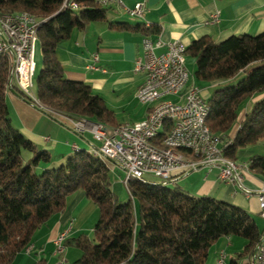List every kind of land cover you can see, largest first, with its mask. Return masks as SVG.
<instances>
[{"label": "trees", "instance_id": "trees-1", "mask_svg": "<svg viewBox=\"0 0 264 264\" xmlns=\"http://www.w3.org/2000/svg\"><path fill=\"white\" fill-rule=\"evenodd\" d=\"M69 1L78 7L64 6L65 0H0V13L27 11L41 23L42 67L35 92L40 103L51 112L115 127L114 110L89 84L67 78L57 55L59 45L75 29L106 21L108 7L97 0ZM118 28L136 29L145 35L160 33L154 26L118 23ZM186 54L196 59L194 75L202 81L228 82L240 72L246 73L236 84L217 88L207 99V122L213 133L232 141L225 154L238 159L240 150L259 142L264 146V31L222 41L203 36L187 47ZM12 64L9 51L0 53V264H11L29 247L36 231L53 214L63 212L68 196L78 190L99 209L93 237L81 234L65 241L66 247L82 251L79 264H205L210 248L223 236L247 239L238 257L256 250L264 232L252 214L235 203L150 179H131V198L120 202L112 190L108 162L87 151H78L61 166L50 168L51 154L38 149L12 124L8 88L35 104L12 78ZM256 93L261 97L243 113V103ZM27 151L34 154L29 160L24 157ZM248 161L250 169L264 177V154L255 151ZM237 260L233 258L231 264H238Z\"/></svg>", "mask_w": 264, "mask_h": 264}, {"label": "crops", "instance_id": "crops-1", "mask_svg": "<svg viewBox=\"0 0 264 264\" xmlns=\"http://www.w3.org/2000/svg\"><path fill=\"white\" fill-rule=\"evenodd\" d=\"M122 2L129 8H133L137 3H143V14L131 15L124 6L113 2L107 6L106 21L92 22L84 30L75 29L71 37L59 45L57 51L67 78L85 82L100 94L106 104L114 110L118 125L144 120L150 110V105L140 102L137 97L139 88L146 81V72L135 71L136 60L143 54L142 41L145 34L132 28H118V23H128L132 27H159L158 35L149 36L153 39L159 37L164 43L181 40L187 47L203 36H211L215 41H222L233 35H255L264 31V0H122ZM216 11H220L221 21L210 24L208 22L210 16ZM39 46L41 49L40 43ZM162 50L163 48L158 49L160 52ZM40 56L42 57V51ZM92 65L97 68H90ZM191 80L190 84H194ZM219 83L223 81L211 84ZM197 87L201 93L205 92V88ZM259 97L261 95L254 97L252 101ZM177 98L180 100V97ZM6 100L14 127L38 149L47 150L52 160H55L52 161L53 164L63 163L64 159L78 151L96 155V151L102 145V141L91 132L82 134L77 132L69 116L41 109L11 87L6 92ZM247 108L242 112L250 109ZM255 151L257 149L254 147L241 150L240 161H248ZM24 154L27 160L34 155L28 151ZM166 183H175L193 194L214 196L240 205L250 213L260 214L258 190L264 185V177L251 169L245 172L244 180V185L253 191L251 195H246L238 185L221 179L218 169L209 171L206 167L187 173L176 172L173 179ZM98 217V206L83 190L70 194L65 210L53 214L34 234L29 245L30 251H27V248L21 251L11 264H34L42 259L45 264H57L60 260V255L56 252L57 237L63 232H67L68 238L81 234L92 236ZM259 228L264 232V226ZM240 238L238 236L219 238L210 248L209 264L217 263L221 250L226 251L224 264H231L233 258H238V264H252L251 259L255 251L238 257L248 242L247 239ZM81 255L80 249L66 247L62 256L65 259L64 264H79Z\"/></svg>", "mask_w": 264, "mask_h": 264}, {"label": "built area", "instance_id": "built-area-1", "mask_svg": "<svg viewBox=\"0 0 264 264\" xmlns=\"http://www.w3.org/2000/svg\"><path fill=\"white\" fill-rule=\"evenodd\" d=\"M101 5L108 6L118 2L126 8L131 15H142L144 4L137 3L133 8L126 7L122 0H97ZM66 5L77 8L78 4L67 0ZM65 5V6H66ZM38 21L30 12L21 11L18 15L0 16V50H8L14 54L16 83L19 88L39 106L38 99L33 97L34 71L36 69L35 39L32 27ZM221 21L220 11L211 14L209 23L216 24ZM143 54L135 63V71H145L146 81L139 88L137 97L140 102L158 108V120L155 124L145 126L126 127L117 126L114 132H106L102 126L94 123L79 122L71 118L75 130L79 133L91 132L94 137L102 141L100 151H107L110 159L125 170L123 179L129 189L127 176L158 177L168 182L173 179L176 172L187 173L206 167L209 171L218 169L220 178L238 185L246 195L253 191L244 185L246 162L232 158V162H224L225 144L227 140H209V130H203L199 125H189V118L198 115L201 108V99L204 97L200 89L190 84L191 72L185 63L187 46L181 40L164 43L159 37L153 39L149 35L143 37ZM157 52L158 49H162ZM90 68H97L94 65ZM184 87H192L191 96L183 95ZM161 95H174L180 97L175 103L160 104ZM40 107V106H39ZM41 108V107H40ZM42 109V108H41ZM167 112H179L182 116L181 125H172L165 141H174L182 151V157H175L165 151H155L152 143V132L157 129L159 122ZM197 138L205 139L204 147H197ZM165 141L164 142L165 144ZM260 215L264 218V185L258 190ZM68 238L67 232L61 233L55 243L56 252L60 255L57 264H64L62 257ZM30 251V250H29ZM226 251L221 250L216 264H224ZM252 264H264V235L258 250L253 254Z\"/></svg>", "mask_w": 264, "mask_h": 264}, {"label": "bare ground", "instance_id": "bare-ground-1", "mask_svg": "<svg viewBox=\"0 0 264 264\" xmlns=\"http://www.w3.org/2000/svg\"><path fill=\"white\" fill-rule=\"evenodd\" d=\"M67 0H65V4L66 5ZM75 4H77L75 2ZM18 13L20 12H16V13H0V16H5V15H18ZM40 21H36L32 27V34H33V38L35 39V43H38V28L40 26ZM3 51H8V50H0V53H2ZM13 57V64L11 67V75L12 78L16 81V73H15V63H14V54H11ZM186 56H185V63H186ZM34 75H35V71H34ZM195 87H197L196 85H194ZM34 85L32 87V94L33 97L36 98L35 92L33 90ZM197 89H199L197 87ZM192 94V87H184L183 88V95L184 96H191ZM170 96H174V95H161L160 97V104H169V103H175L174 100L169 99ZM37 99V98H36ZM39 106L47 111L51 110L45 106L44 104L39 102ZM210 111V107L208 105V101L206 99V97H203L201 99V108L199 111L198 115H192L191 118H189V125H199V127H203V130H209V140H219L220 138L218 136H216L211 127L209 126L208 122H207V118H208V114ZM79 122H88V118H80L78 119ZM158 120V108H151L149 110V115L147 117V123L148 124H155ZM94 123V125L96 126H102L104 127V129H106V132H110V130H108L103 124L97 123V122H92ZM182 124V116L179 114V112H167V114H165L162 117L161 122H159L157 129L154 130L152 132V143L154 144V149L155 151H165V148H167V152L171 153V155L175 156V157H182V151L180 150L181 148L179 146L175 145L174 141H165V139L167 138V135L169 133V131L171 130V126L172 125H181ZM118 126H123V125H118ZM124 126L126 127H139V126H145V119L132 123V124H124ZM117 129V126L112 128V132H114V130ZM165 141V144L164 142ZM232 143V141H228V143L225 144V147L227 145H230ZM205 146V139L204 138H197V147H204ZM96 155L102 157V158H108L110 159V154L107 151H100L97 150L96 151ZM223 161L224 162H232V158L227 156L226 154H223ZM250 169V162L247 161L246 162V171H248ZM131 179H146V178H141L139 176H127V183L130 182ZM163 181V180H162ZM263 237V236H262ZM261 242L258 244L255 252L258 250V247L260 246ZM30 250V247H27V251Z\"/></svg>", "mask_w": 264, "mask_h": 264}, {"label": "rangeland", "instance_id": "rangeland-1", "mask_svg": "<svg viewBox=\"0 0 264 264\" xmlns=\"http://www.w3.org/2000/svg\"><path fill=\"white\" fill-rule=\"evenodd\" d=\"M157 52L159 53L160 51L157 50ZM40 54H41V49H40L39 43H37L36 52H35L36 69H35V75H34V88H33L34 92H36V90H37V80H36L37 75H38V72L40 71V69L42 67V57L40 56ZM186 60H187V62H186L187 68L192 74V78H191L192 80L191 81L194 84H196L197 86H199L200 88H205V92L202 94L206 95L205 96L206 99L210 98L211 95L214 93V91L217 88L236 84L239 80H241L246 75L245 72H240L234 79L229 80L228 82H223V83L213 85V84H211V82L202 81V80H199L195 77L194 74H195V69H196V59L191 54L186 55ZM259 65H261V64H254L253 67H257ZM260 94L261 93H256L254 96L249 98L245 103H243L242 110H244L248 106L249 107L247 109L251 108V106L253 105V103L255 101V100L252 101V99L255 96H259ZM169 99L174 100V101H178V98L176 96H170ZM119 120H121V119H119ZM253 147L255 149H257L256 152L264 154V146H263L262 142H259L258 144H256V146H253ZM250 148H252V147H250ZM246 149H242V150H246ZM24 157H25V155H24ZM67 158L64 159V161H63L64 163L66 162ZM104 159L109 163L110 179L112 182V190H113L114 194L118 197L120 202H127L131 198V194L129 192L127 185L123 181V179L126 176L125 170L122 167H120L119 165H117L113 160L108 159V158H104ZM241 159H242V154L238 155V160H241ZM52 161L54 162L55 160H52ZM62 164L63 163H55V164L51 163L49 167L50 168H56V167L61 166ZM40 172H43V170H41ZM147 179H150L153 181H160L161 180L160 178L154 177V176H149V177H147ZM169 185L174 186L176 184L175 183H169ZM251 214L255 218L257 224L260 227L264 226V218L260 214L255 213V212H252ZM93 234H94V232H93ZM93 234H92V237H93ZM238 237L240 238V236H238ZM240 239H244V238H240ZM70 247L74 248V246H70ZM209 261L210 260H208L205 264H209L210 263Z\"/></svg>", "mask_w": 264, "mask_h": 264}, {"label": "water", "instance_id": "water-1", "mask_svg": "<svg viewBox=\"0 0 264 264\" xmlns=\"http://www.w3.org/2000/svg\"><path fill=\"white\" fill-rule=\"evenodd\" d=\"M109 130H110V133H112V129H111V128H109Z\"/></svg>", "mask_w": 264, "mask_h": 264}]
</instances>
